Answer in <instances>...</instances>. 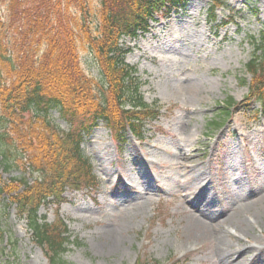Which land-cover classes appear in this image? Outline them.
Masks as SVG:
<instances>
[{
  "label": "rangeland",
  "instance_id": "374dc122",
  "mask_svg": "<svg viewBox=\"0 0 264 264\" xmlns=\"http://www.w3.org/2000/svg\"><path fill=\"white\" fill-rule=\"evenodd\" d=\"M210 5L209 0H189L184 8L157 16L144 37L121 41L132 49L125 63L136 68L141 95L158 106V119L146 124L141 142L128 137L125 145L113 140L107 127H96L82 146L97 178L93 191L66 192L59 207L50 201L39 209L49 224L63 220L71 239L81 244L68 247L65 264H221L214 239L196 238L190 229L194 222L184 211L198 210L218 225L214 221L223 209L261 198L264 120L254 115L258 104L248 94L251 77L244 65L264 33V0H225L215 20ZM5 16L0 1V28ZM4 30L0 39L10 42L11 31L2 36ZM80 62L86 75L99 78L86 51H80ZM189 86L197 89L191 100ZM228 99L238 106L222 126L209 129ZM53 119L67 131L57 114ZM13 153L12 169L4 172L0 164V187L6 185L10 194H0V264H51L11 203L14 192H20L12 179L22 176ZM207 202L217 208L210 210ZM244 209L238 220L247 234L237 220L221 226L237 244L233 251L249 249L238 261L264 264V223L257 215L264 222V200ZM112 227L122 228L114 246L106 241Z\"/></svg>",
  "mask_w": 264,
  "mask_h": 264
},
{
  "label": "trees",
  "instance_id": "16d2710c",
  "mask_svg": "<svg viewBox=\"0 0 264 264\" xmlns=\"http://www.w3.org/2000/svg\"><path fill=\"white\" fill-rule=\"evenodd\" d=\"M0 1L6 11L0 32L11 31L10 42L0 39V164L8 172L13 151L18 154L22 176L12 182L20 192L11 203L47 260L65 264L68 247L80 242L71 239L63 220L49 224L38 211L50 201L59 207L66 192L93 191L97 178L82 146L96 127H107L112 139L125 145L129 136L141 141L146 124L158 119V106L141 95L136 68L125 63L132 49L121 41L145 35L155 16L182 9L189 0H97L96 6L90 0ZM209 1L215 20L225 0ZM263 42L264 33L244 69L251 77L248 94L258 104L254 115L264 120ZM81 50L92 58L98 79L83 71ZM236 105L226 100L209 129L222 126ZM53 113L67 131L55 124ZM5 189L1 186L0 194L10 195Z\"/></svg>",
  "mask_w": 264,
  "mask_h": 264
},
{
  "label": "bare ground",
  "instance_id": "6f19581e",
  "mask_svg": "<svg viewBox=\"0 0 264 264\" xmlns=\"http://www.w3.org/2000/svg\"><path fill=\"white\" fill-rule=\"evenodd\" d=\"M196 87L195 86H189L186 89V92L188 94V99L191 100V97H193V95L196 93ZM177 158H181L182 159V155L177 154ZM135 170V169H134ZM137 173H140V170H135ZM142 174V171L141 173ZM158 178H160V180L163 181V178L159 177L158 173L156 174ZM148 182V181H147ZM152 182V180H151ZM147 184V183H146ZM255 187L258 189V184H254ZM261 198H259V200H252L250 202H247L242 205H237L235 206L232 211L228 212V209H222L218 206V208H220V213L217 214L216 218H215V223H217L216 221H219L220 223L218 225H214L212 222L206 220V217L204 216V214H202L200 211H196L194 213V211L190 210L189 211H184L185 214L191 218L194 222V227H191L190 229L192 230V232L194 233V236L196 238H200L203 237L205 235H207L208 237H210L211 239H214L215 241V247L213 249L215 256H219L221 257V264H232L230 262V258L231 256L236 255L235 259L232 261L236 264H242V262L238 261V258L245 253L246 250H249L248 248L243 249L242 251L239 249L234 250L233 248L237 245H235V241L230 239L227 235L230 234L226 231H224L223 227L221 225L228 223V222H234V221H238V226H240L241 228V233L243 232L244 234L246 233V226H243L242 222L240 220H238L240 212L242 210H245L244 208H250L253 207L256 204H261V202L264 200V192L261 194L260 196ZM209 203V202H207ZM222 208H223V204ZM207 207H209V209L211 210V207L213 208H217L214 205H212L211 203L207 204ZM196 208V207H195ZM194 209V208H193ZM208 210V211H210ZM230 212H232L231 214H229ZM258 212H256L257 214ZM258 217L260 218L259 221H261L262 223H264L262 221L261 215L257 214ZM121 233H122V228H117V227H112L110 229L107 230L106 235H107V239L106 241L109 242L112 246H114L118 241H120V237H121ZM226 233V234H225ZM243 234V235H244ZM226 235V236H225ZM231 235V234H230ZM255 250H258V248H255Z\"/></svg>",
  "mask_w": 264,
  "mask_h": 264
}]
</instances>
